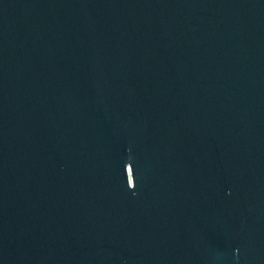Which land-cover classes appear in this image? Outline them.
<instances>
[{
    "label": "water",
    "instance_id": "water-1",
    "mask_svg": "<svg viewBox=\"0 0 264 264\" xmlns=\"http://www.w3.org/2000/svg\"><path fill=\"white\" fill-rule=\"evenodd\" d=\"M0 264H264V0H0Z\"/></svg>",
    "mask_w": 264,
    "mask_h": 264
}]
</instances>
